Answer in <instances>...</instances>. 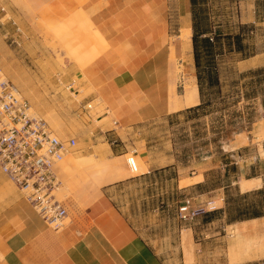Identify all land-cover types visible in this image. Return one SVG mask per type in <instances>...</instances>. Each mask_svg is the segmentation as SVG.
<instances>
[{
	"label": "rangeland",
	"instance_id": "374dc122",
	"mask_svg": "<svg viewBox=\"0 0 264 264\" xmlns=\"http://www.w3.org/2000/svg\"><path fill=\"white\" fill-rule=\"evenodd\" d=\"M79 3L0 0L5 10L0 11V69L4 75L58 136L78 140L72 156L83 164L81 172L106 161L116 164L122 175L97 191L83 193L75 181L61 175L59 164V200L71 195L96 199L103 191L108 192L143 240L167 260L171 256L172 264H195L196 258L198 264H264V236L249 233L247 228H226L228 214L224 212L212 220L205 217L227 210V199L232 208L264 199V194L243 199L246 193H241L242 185L240 190L232 184L242 165L245 170L251 166L255 148L230 149L236 135L264 125V0H199L205 18L203 29L209 36L218 33L222 40L212 68L218 73L219 84L211 87L206 83L205 108L187 112L202 104L192 20L191 44L188 48L181 45L183 68L177 63V96L184 109L129 121H124L121 113L126 107L121 103L124 99L113 102L112 95L94 99L97 90L85 86L86 78L81 79L104 51V45ZM179 22L172 40L182 44L181 35L188 24ZM236 35L242 37V50L230 51L226 38ZM90 103L91 110H82ZM134 150L144 167L139 173H133L127 164ZM150 164L161 169L148 174ZM203 171L207 182L195 185L202 177H192ZM180 177L187 180L179 184ZM222 193L224 207L219 201ZM186 198L194 199L196 210L202 209L192 222H185L179 214ZM190 228L194 232L186 231ZM202 242L208 254L201 259Z\"/></svg>",
	"mask_w": 264,
	"mask_h": 264
},
{
	"label": "crops",
	"instance_id": "0c3cea01",
	"mask_svg": "<svg viewBox=\"0 0 264 264\" xmlns=\"http://www.w3.org/2000/svg\"><path fill=\"white\" fill-rule=\"evenodd\" d=\"M79 2V8L88 14L90 24L104 45V51L86 68V75H80L81 79L86 78L85 86L97 90L94 99L111 95L113 102L124 99L121 101L126 105L121 108L124 121L179 112L173 108H178L179 104L177 63L183 66L179 58L182 46L173 42V29L179 21L188 24L185 29L192 26L191 0H181L180 5L177 0ZM249 147L255 148L249 162L251 166L245 170L242 165L232 184L238 185L240 190L242 181L258 184L251 190H241L243 194L264 188V125L252 132L239 133L230 142L232 151ZM81 166L80 160L71 155L60 163V172L66 179L75 181L83 193L97 191L102 185L122 177L114 163H94L88 166L86 173L81 172ZM158 169L161 168L150 164L148 174ZM200 176L202 179L195 185L207 182L206 171L201 175L196 172L192 178ZM182 180L187 178L180 177L178 183ZM219 201L224 207L223 193ZM62 202L68 213V225L56 231L0 170V264H172L171 256L167 260L143 240L130 217L108 192L103 191L96 199L71 195ZM234 227L247 228L249 233L262 237L264 216L235 221L226 228ZM188 230L194 232L192 228ZM200 245L202 259L208 252L205 253L203 242ZM197 261L198 258L195 264Z\"/></svg>",
	"mask_w": 264,
	"mask_h": 264
},
{
	"label": "built area",
	"instance_id": "2783aa9c",
	"mask_svg": "<svg viewBox=\"0 0 264 264\" xmlns=\"http://www.w3.org/2000/svg\"><path fill=\"white\" fill-rule=\"evenodd\" d=\"M1 10L5 11L0 4ZM92 108L90 103L82 110ZM77 148L78 140L58 136L0 69V170L56 231L68 225V213L57 197L61 186L58 166ZM135 154L134 150L127 159L133 173L138 172ZM178 210L185 222L194 221L202 211L194 208L193 198H186Z\"/></svg>",
	"mask_w": 264,
	"mask_h": 264
},
{
	"label": "trees",
	"instance_id": "16d2710c",
	"mask_svg": "<svg viewBox=\"0 0 264 264\" xmlns=\"http://www.w3.org/2000/svg\"><path fill=\"white\" fill-rule=\"evenodd\" d=\"M192 4V15H193V46H194V57L195 64L197 68V78L199 91L201 96L202 104L196 108L187 110V112L203 110L206 105L204 85L208 83L211 87L219 84V76L217 72L212 69L215 64V50L217 45L221 44L220 35L217 33L215 36H209L208 31L203 29V22L205 18L203 17V9L199 7V0H191ZM204 37V38H202ZM227 41L230 51H241L242 37L227 36ZM252 193V194H250ZM246 193L242 198H247L250 195H263L264 190H259L257 192ZM227 210H221L218 212H211L206 214V219L212 220L214 216L220 212L227 213L228 223L235 221H242L248 219H254L264 216V199L259 201L258 204H248L247 206L233 207L230 204V200H226Z\"/></svg>",
	"mask_w": 264,
	"mask_h": 264
},
{
	"label": "bare ground",
	"instance_id": "6f19581e",
	"mask_svg": "<svg viewBox=\"0 0 264 264\" xmlns=\"http://www.w3.org/2000/svg\"><path fill=\"white\" fill-rule=\"evenodd\" d=\"M188 28V27H187ZM190 28V27H189ZM182 36V41H181V45L184 46L185 48H188V46L191 44V40H190V36H191V30L190 29H185L183 31V34L181 35ZM183 48V47H182ZM179 53V52H178ZM176 53V54H178ZM166 54V53H165ZM182 70V69H181ZM169 93V92H168ZM165 100V99H164ZM166 102V101H165ZM164 102V103H165ZM163 104V101L161 102ZM169 103H170V93H169ZM161 104V106L163 107V105ZM143 105V103H142ZM176 105V104H175ZM178 105V108L179 109H184L185 107V104L182 102H179ZM161 107V108H162ZM163 110H164V107H163ZM178 110V109H177ZM154 111V110H153ZM159 111V110H158ZM136 164H137V169L139 171V169L142 171L144 169V167L142 166V164L136 160ZM139 173V172H137ZM257 182L256 181H252V182H245V181H242V190L243 191H248V190H251L252 188L256 187L257 186ZM246 224V223H245ZM131 231V230H130ZM78 250V249H77ZM80 251V250H79ZM78 251V252H79ZM80 254V253H79ZM89 255V254H88ZM85 256V255H84Z\"/></svg>",
	"mask_w": 264,
	"mask_h": 264
}]
</instances>
